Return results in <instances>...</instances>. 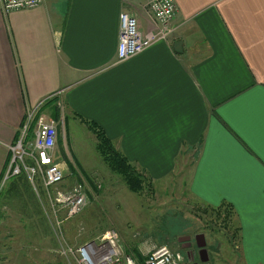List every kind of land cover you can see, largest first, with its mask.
<instances>
[{
  "label": "crops",
  "instance_id": "0c3cea01",
  "mask_svg": "<svg viewBox=\"0 0 264 264\" xmlns=\"http://www.w3.org/2000/svg\"><path fill=\"white\" fill-rule=\"evenodd\" d=\"M174 2L173 34L122 63L120 13L158 27L145 0L0 10V181L27 110L54 101L154 182L187 173L194 200L230 208L233 264H264V0Z\"/></svg>",
  "mask_w": 264,
  "mask_h": 264
},
{
  "label": "rangeland",
  "instance_id": "374dc122",
  "mask_svg": "<svg viewBox=\"0 0 264 264\" xmlns=\"http://www.w3.org/2000/svg\"><path fill=\"white\" fill-rule=\"evenodd\" d=\"M48 105L52 117L59 120L60 112L53 108L56 103ZM29 141L31 134L26 144ZM57 143V159L65 168L60 187L83 184L87 206L66 220L60 213L58 229L40 189L36 193L23 175L4 178L0 181V264H70L69 256L60 254L63 241L76 248L110 230L139 264L145 263L147 250L154 246L184 255L178 240L196 234L204 236L208 264L234 263L238 250L228 246L234 241L231 217L226 225L223 213L216 216L211 208L194 200L188 191L187 173L152 181L153 190L140 195L129 192L98 156L94 135L66 110Z\"/></svg>",
  "mask_w": 264,
  "mask_h": 264
},
{
  "label": "built area",
  "instance_id": "2783aa9c",
  "mask_svg": "<svg viewBox=\"0 0 264 264\" xmlns=\"http://www.w3.org/2000/svg\"><path fill=\"white\" fill-rule=\"evenodd\" d=\"M43 0H0V10L4 14L12 11L34 9ZM148 10L158 23L154 32L142 34L137 29L134 15L120 13L119 34L116 49L117 63L125 62L155 44L167 40L174 32L172 21L177 14L174 0H145ZM42 103L26 112L25 120L14 144L7 145L10 158L5 178L23 175L37 193L43 192L52 219L59 229L62 220L73 218L87 206L88 198L83 184L76 183L69 189L61 188L64 183L65 168L57 159L58 136L63 125V106L57 105L60 119L56 120L41 113ZM31 134V141L26 139ZM60 254L69 256L70 264H139L127 254L119 242L115 231H107L95 240H89L76 248L61 243ZM144 264H186L183 254L173 252L166 246H154L147 250Z\"/></svg>",
  "mask_w": 264,
  "mask_h": 264
},
{
  "label": "trees",
  "instance_id": "16d2710c",
  "mask_svg": "<svg viewBox=\"0 0 264 264\" xmlns=\"http://www.w3.org/2000/svg\"><path fill=\"white\" fill-rule=\"evenodd\" d=\"M80 122L95 137V150L102 160L103 164L114 174L118 175L127 190L133 194L140 195L146 190H153L152 178H150L143 170L139 169L135 164L131 163L123 153H121L105 135L104 131L95 123L80 119ZM26 180V178H24ZM27 181V180H26ZM14 181L12 184H16ZM216 216L220 217L223 213V220L227 225L231 217L230 208H211Z\"/></svg>",
  "mask_w": 264,
  "mask_h": 264
},
{
  "label": "flooded vegetation",
  "instance_id": "af4514ba",
  "mask_svg": "<svg viewBox=\"0 0 264 264\" xmlns=\"http://www.w3.org/2000/svg\"><path fill=\"white\" fill-rule=\"evenodd\" d=\"M200 235L202 234H196L191 239L185 237L178 240L179 245H181L182 249H184L183 256L185 258L186 264H207L201 262V256L205 257V255L204 253H201L200 255L201 248L197 247L196 239H200ZM182 239H184L185 241L180 243V240Z\"/></svg>",
  "mask_w": 264,
  "mask_h": 264
},
{
  "label": "water",
  "instance_id": "95a60500",
  "mask_svg": "<svg viewBox=\"0 0 264 264\" xmlns=\"http://www.w3.org/2000/svg\"><path fill=\"white\" fill-rule=\"evenodd\" d=\"M185 241L184 239L180 240V242H183ZM197 241V247L198 248H201V251H200V255L201 253H204L205 257L201 256V262L203 263H207L208 264V254H207V251L205 249V241H204V236L203 235H200V239H196Z\"/></svg>",
  "mask_w": 264,
  "mask_h": 264
}]
</instances>
